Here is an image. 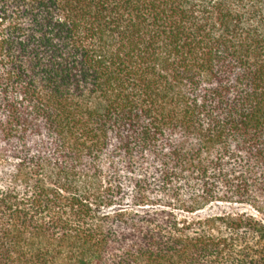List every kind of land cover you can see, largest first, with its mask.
Returning <instances> with one entry per match:
<instances>
[{"label": "trees", "instance_id": "1", "mask_svg": "<svg viewBox=\"0 0 264 264\" xmlns=\"http://www.w3.org/2000/svg\"><path fill=\"white\" fill-rule=\"evenodd\" d=\"M0 264H264V0H0Z\"/></svg>", "mask_w": 264, "mask_h": 264}, {"label": "rangeland", "instance_id": "2", "mask_svg": "<svg viewBox=\"0 0 264 264\" xmlns=\"http://www.w3.org/2000/svg\"><path fill=\"white\" fill-rule=\"evenodd\" d=\"M232 210L254 213L249 205H237V204L220 203V204L211 206L202 215H206V214H221L223 212H229V211H232Z\"/></svg>", "mask_w": 264, "mask_h": 264}]
</instances>
